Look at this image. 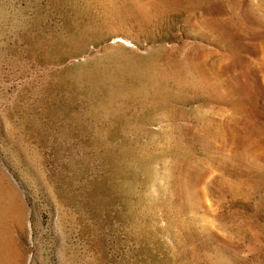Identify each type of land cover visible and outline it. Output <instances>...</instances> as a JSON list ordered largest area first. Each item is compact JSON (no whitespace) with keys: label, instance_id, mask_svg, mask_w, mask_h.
Returning <instances> with one entry per match:
<instances>
[{"label":"rangeland","instance_id":"rangeland-1","mask_svg":"<svg viewBox=\"0 0 264 264\" xmlns=\"http://www.w3.org/2000/svg\"><path fill=\"white\" fill-rule=\"evenodd\" d=\"M0 264H264V0H0Z\"/></svg>","mask_w":264,"mask_h":264}]
</instances>
